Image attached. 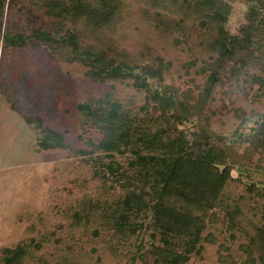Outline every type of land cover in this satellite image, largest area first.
I'll return each instance as SVG.
<instances>
[{
  "label": "trees",
  "instance_id": "obj_1",
  "mask_svg": "<svg viewBox=\"0 0 264 264\" xmlns=\"http://www.w3.org/2000/svg\"><path fill=\"white\" fill-rule=\"evenodd\" d=\"M237 1L0 0L10 79L35 100L61 81L35 117L41 148L79 152L39 179L40 203L16 209L24 233L0 264H130L143 233V264H264V172L248 183L257 172L235 163L243 125L176 131L169 118L187 115L165 117L173 92L149 82L180 59L186 71L215 66L206 93L223 78L263 88L264 0H242L247 22L232 33ZM255 121L264 142V114Z\"/></svg>",
  "mask_w": 264,
  "mask_h": 264
},
{
  "label": "rangeland",
  "instance_id": "obj_2",
  "mask_svg": "<svg viewBox=\"0 0 264 264\" xmlns=\"http://www.w3.org/2000/svg\"><path fill=\"white\" fill-rule=\"evenodd\" d=\"M247 8L248 5L242 0L233 4L227 25L232 33H239L247 22ZM1 48L0 43V248L15 243L23 236L24 226L17 220L15 211L23 204L41 202L39 179L51 169L55 161L70 162L79 156V152L72 149H43L40 146L41 127L37 125L35 117L53 109L60 79L55 78L57 84L49 90L44 86L46 96L43 99H33L34 92L25 82L15 83L10 79L13 66L10 63L1 64ZM39 57L43 59L45 56L39 54ZM179 60H174L163 71L162 77L151 75L149 78L152 86L167 89L175 97L176 101L171 103L170 108L163 113L164 116L169 118L170 114H186L188 117L184 122L174 120L175 117L169 118L171 127L176 131L191 128L198 131L208 128L218 130L220 122L227 118H231L236 125H243L240 131L244 135H237L238 142L234 148L237 152L235 163L257 172L253 178L242 174L248 183L255 181L262 184L260 172H264V142L255 133V120L264 114V86L261 88L258 83L253 82H229L223 78L214 85L212 92L206 93V86L210 82L206 81V77L215 66L208 63V67H205L208 72L198 70L202 66L200 64L186 71ZM78 70L80 73V69ZM53 73L55 72L50 70L52 76ZM125 82L129 84L130 80ZM126 89L132 90L130 87ZM143 94L144 91L137 96L139 102L144 100ZM155 102L156 113H162V105L157 101L150 100L146 104L151 108ZM115 160L124 164L125 158L117 156ZM233 174L238 175L239 172L234 170ZM123 189L125 188L118 186L119 191ZM32 211L35 212V206ZM148 238L146 233L141 234L140 245L129 256L130 264H143L140 249H143Z\"/></svg>",
  "mask_w": 264,
  "mask_h": 264
}]
</instances>
